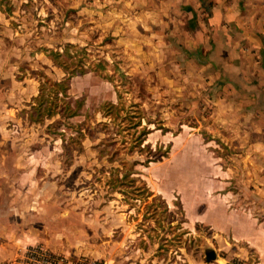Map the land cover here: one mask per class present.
I'll list each match as a JSON object with an SVG mask.
<instances>
[{
  "label": "rangeland",
  "instance_id": "1",
  "mask_svg": "<svg viewBox=\"0 0 264 264\" xmlns=\"http://www.w3.org/2000/svg\"><path fill=\"white\" fill-rule=\"evenodd\" d=\"M173 2L0 0V158L22 166L23 216L27 199L39 202L32 227L40 243L33 245L106 264H244L237 245L225 247L206 224L205 205L218 193L254 188L244 159L264 142V130L249 127H264V117L254 102L224 101L244 87L238 65L227 69L232 55L217 53L214 0H198L197 10ZM67 45L87 70L69 91L84 102L80 115L31 123L24 111L43 75L65 76L45 49ZM119 95L141 126L99 111L105 101L118 104ZM144 128L151 130L144 145L170 150L166 157L148 163L135 142ZM105 151H118L116 160ZM112 168L132 171L141 189L111 191ZM144 185L169 208L138 192ZM211 251L217 256L208 261ZM24 252L1 264H18Z\"/></svg>",
  "mask_w": 264,
  "mask_h": 264
},
{
  "label": "crops",
  "instance_id": "2",
  "mask_svg": "<svg viewBox=\"0 0 264 264\" xmlns=\"http://www.w3.org/2000/svg\"><path fill=\"white\" fill-rule=\"evenodd\" d=\"M159 2L161 4L162 1ZM173 4L192 7L195 4L196 10L199 7L198 0H174ZM213 7L209 21L219 35L217 53L232 55L228 59L227 69H234L238 65L239 87H244L240 94L225 96L224 101L238 99L240 102H254L259 105L256 116L263 118L264 0H214ZM197 17L193 13L190 15L195 20ZM237 114L248 120L246 111L240 110ZM249 127L255 131L264 130L263 126ZM249 150L254 156L244 160L252 164H249V172L253 170L254 177L251 174L250 180L254 188H250L248 193H215L205 205V220L210 229L226 241L228 245L224 243L225 247L237 245L238 256L244 264H264V142H255ZM21 168L16 158H0V264L14 259L27 247L40 243L35 241L38 236L34 235L32 227L36 220L32 209L38 210L39 202L33 205L27 199L30 208L27 203L24 204L30 214L23 216ZM7 185L13 187L10 193H7ZM183 209L185 214L189 213L188 207ZM201 217L203 219L204 215Z\"/></svg>",
  "mask_w": 264,
  "mask_h": 264
},
{
  "label": "trees",
  "instance_id": "3",
  "mask_svg": "<svg viewBox=\"0 0 264 264\" xmlns=\"http://www.w3.org/2000/svg\"><path fill=\"white\" fill-rule=\"evenodd\" d=\"M0 10H2L0 8ZM74 45H67L64 51L54 50V49H45V54L51 59L54 66L60 68L64 71V78L60 81H55L50 79L47 75H43V78L40 80V88L39 94L32 98L33 103L29 106L30 110H25L24 113L27 114V119L31 123H43L46 119H51L57 115H60L65 118H72L80 115V110L84 105L83 100L74 99L72 95H70L69 91L71 88V79L77 74L86 73L87 70L80 64V60L70 51V48ZM100 70L105 69V64L101 62L98 65ZM122 96H118L120 102L115 104L112 101H105L102 103L100 112L103 113L105 117H110L112 120L127 119L130 124H133V127H139L142 125L140 119L134 122L132 118H138V115H134L130 109H125L124 103L121 101ZM122 113L124 115H122ZM158 129H163L162 127H158ZM151 132L150 129H143L139 131V134L135 137V142L138 143V147H140V151H147L148 163L151 161H159L162 158L166 157L170 150L162 151L161 147L153 150L151 145L148 143L144 145V142L147 139V136ZM83 137V135H79L78 138ZM77 140V139H76ZM73 137L71 142L76 141ZM112 145H115L113 142ZM80 150H83V145L81 144ZM134 150V149H132ZM131 150V151H132ZM107 152V151H105ZM108 153V152H107ZM103 155V152H101ZM110 154V162H114L118 156V151H115ZM110 177L108 180V185L111 188V191H114L116 188H122L127 186L128 188H132V193H135V190H140L141 188H137L138 179L134 177V173L132 171H122L118 168H112L110 171ZM124 190V189H123ZM140 193H146L148 197L154 196L155 200H162L165 204L166 208L168 204L163 197L160 195H156L152 190H150L147 185L142 187ZM153 207L152 204L147 205V208ZM182 211L184 209L182 207ZM81 260H86L85 257H80ZM99 262H96L98 264ZM102 263V262H101ZM82 264H89L88 259Z\"/></svg>",
  "mask_w": 264,
  "mask_h": 264
},
{
  "label": "built area",
  "instance_id": "4",
  "mask_svg": "<svg viewBox=\"0 0 264 264\" xmlns=\"http://www.w3.org/2000/svg\"><path fill=\"white\" fill-rule=\"evenodd\" d=\"M17 263L18 264H82L86 260H81L80 257L72 260L63 255H58L50 250L44 249L41 245H31L25 249ZM89 264H106L104 261L88 259ZM102 262V263H101Z\"/></svg>",
  "mask_w": 264,
  "mask_h": 264
},
{
  "label": "water",
  "instance_id": "5",
  "mask_svg": "<svg viewBox=\"0 0 264 264\" xmlns=\"http://www.w3.org/2000/svg\"><path fill=\"white\" fill-rule=\"evenodd\" d=\"M216 256H217L216 252L215 251H211V252H209L207 254V260L208 261H212V260L216 259Z\"/></svg>",
  "mask_w": 264,
  "mask_h": 264
}]
</instances>
